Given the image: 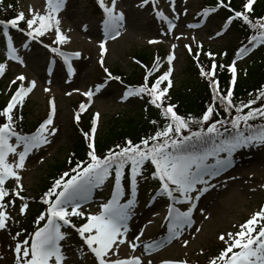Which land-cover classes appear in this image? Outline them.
Returning a JSON list of instances; mask_svg holds the SVG:
<instances>
[{
  "label": "snow or ice",
  "instance_id": "6c2138e0",
  "mask_svg": "<svg viewBox=\"0 0 264 264\" xmlns=\"http://www.w3.org/2000/svg\"><path fill=\"white\" fill-rule=\"evenodd\" d=\"M255 2L256 0H244L241 9L234 10L230 7V2L224 3V0H216L214 7H205L200 13H197V15L207 18L221 7L228 9L231 14L226 18L221 30L216 32V37L222 36L230 24L237 20L254 32L247 37V44H241L236 49L232 62L226 66L216 63L215 53H202V45H197V51L192 58L196 60V57L201 54L210 58V67L206 69L199 62H197V67L201 77L210 78L209 88L213 93L212 102L207 104L199 117H194L191 114L182 116L175 110L177 107L175 104H165V101L169 99L168 90L172 86L170 76L172 62L175 59L174 51H170L165 57L169 65L168 70L157 76L150 86L147 82V72L144 76V83L138 86H126L122 99L147 95L150 98L149 103L159 110V115L164 120V126L159 127L157 120L150 121L156 126L154 134L146 138L141 137L139 143L125 139L123 146L116 145L118 151L109 149L108 154L102 158L95 154L92 136L89 133H84L89 141L87 155L91 162L83 168L80 166L81 162H77L76 168L69 169V171L75 172V175L65 180L64 176H67L68 173L62 174L42 194L40 200L46 207L34 221L37 227L23 240H18L23 229L12 236V240L16 241L12 249L13 264H76L64 250L62 242L68 241L70 234L67 231H62L63 228L74 229L82 241L80 248L77 249L81 262L85 257L91 255L95 264H153L151 258L145 261L144 255L150 257L154 252H158L167 243L179 238L183 234V230L193 224V214L197 210V202L204 193L209 191V187H207L209 181L206 177L214 178L221 169L232 165L231 157L239 150L264 147V123H255L257 120L264 121V85L256 90L254 96L249 93L246 103L243 101L236 103L233 91L238 78L237 60L247 56L258 46H264V15L253 16ZM67 3L68 0H45L43 13L30 7L31 18H26L24 13L20 12L12 19L0 20V26H3V36L6 38L7 59L24 63L18 55V50L13 46V38L9 35V26L18 28V22L25 21L26 30H19L24 31L26 37L31 40L43 37L49 32L55 33L53 44L57 47L44 46L50 47L53 53L64 58L71 75L74 69L70 63V57L58 47L71 39L61 28L60 13L66 10ZM151 3L155 7V0H151ZM170 3L172 12L175 13L176 0H170ZM97 4L104 14L105 36L115 39L120 35L119 30L125 19V14L123 11H117V0H111L110 6L105 3V0H97ZM148 4H150V0H141L139 6L143 7ZM184 11L186 12L187 9L185 8ZM155 15L167 23L168 31L177 26L174 20L169 19L163 11L157 10ZM179 18L180 16L177 14L175 20H179ZM203 22L202 20L201 23ZM199 26V24L188 25L189 28ZM84 29L87 30L86 25ZM154 42L149 41V43ZM193 42H195L194 39ZM24 47L27 48L28 44L25 43ZM171 47L174 50L176 45L173 44ZM184 47L192 54V49L188 44H185ZM105 51V42L102 41L99 45L102 68ZM71 55L76 58L81 56L79 52ZM220 55L224 56L226 53H220ZM159 63L160 58L157 57L153 61L154 68H158ZM223 67H227L228 72L231 73L225 90L219 88L215 75V70ZM5 69L6 64L0 63V76L5 74ZM104 72L108 73V69L104 68ZM107 78L120 80L119 76L113 77L110 73ZM26 80L27 78L23 74L12 80L11 84L13 85H16L17 82L20 83L11 94L6 106L0 110V117L5 118V122L0 123V230L8 229V221L13 219L4 210L7 205L15 203L14 199H6L10 195L7 183L14 180L15 188L12 189L11 195L21 201L19 214L26 215L29 208L26 201L29 198L22 195L24 189L19 170L24 169L30 152L50 143L48 136L54 135L57 131L55 127H49L53 125L55 112V105L51 100L47 118L35 132L26 135L16 131L13 110L18 106L22 107L25 98L36 87L35 81H30L25 86ZM164 81L168 82V86L161 88L160 85ZM100 87L98 85L96 91H99ZM44 90L49 91L48 88ZM83 95L91 102L93 91L88 90ZM257 101L261 102L260 106L253 107ZM217 102L218 106L228 114L224 119H213L215 115H219ZM87 107L88 104L81 103L79 110L83 112ZM233 110L235 115H232ZM98 118L99 113H96L92 118L90 130L92 134L97 130ZM76 119L78 120L79 116ZM193 126H198L197 130L194 131ZM185 131L188 133L187 135L183 134ZM46 133L47 135H45ZM13 138H15V143L11 142ZM18 147H22L19 152L17 151ZM222 153H227V158H222ZM10 156L18 157V159L9 162ZM210 159H214L215 164H210ZM148 163L153 169L150 177L144 174ZM129 164L132 198L122 203L121 201L126 195L123 184L126 179L125 166ZM76 169H80L79 172H76ZM113 171L114 189L111 198L99 205L98 212L86 211L85 202L90 199L93 190L102 187ZM138 177L145 181L149 178L157 180L159 196L167 197L174 203L187 205L186 211L174 207V203L168 205L166 219L169 223L165 240L141 243L144 229H141L134 239H129L131 231L129 221L134 215L137 204L135 197L139 186ZM198 185H203V187H198ZM54 193V198H51ZM73 218L82 219L85 222L77 226L73 222ZM262 221H264V204H261L258 211L252 212L247 220L237 225V231L218 235L217 239L225 246L216 256L209 259L208 264H264V223ZM14 222L18 223V221ZM146 227L147 225H145ZM183 243L186 246L188 241ZM123 245H128L133 255L121 257L120 248ZM140 248L143 249L142 254L134 255ZM160 264H187V262L166 258L162 259Z\"/></svg>",
  "mask_w": 264,
  "mask_h": 264
},
{
  "label": "rangeland",
  "instance_id": "374dc122",
  "mask_svg": "<svg viewBox=\"0 0 264 264\" xmlns=\"http://www.w3.org/2000/svg\"><path fill=\"white\" fill-rule=\"evenodd\" d=\"M12 1L18 4V13L23 12L27 18H31L30 7L41 13L45 10V0ZM140 2L141 0H117V11H123L125 19L119 30L120 35L112 39L104 34L103 21L100 20L103 12H101L102 9L97 4V0H68L66 10L60 13V18L63 32L71 39L58 47H61L60 50L66 54L74 52L81 54L80 59L73 63L74 72L71 75L66 72L63 73L62 56L49 51L50 47L42 46L33 41L29 42L21 37L14 36L15 48L29 43L27 48L20 47L22 50L18 54L24 63L8 60L3 37L0 35V60H4L6 64L5 75L0 76V99L4 97L10 99L11 94L16 89L15 85L11 84L12 80L23 74L27 78L25 86L30 81L36 82V87L24 101L27 104V115L24 122L34 125V122L43 116H45L43 119L45 120L50 111L49 101H53L55 105L53 125L49 127H55L56 133L48 136L50 143L42 145L43 147L41 146L39 149H33L26 159L24 169L19 170L22 177L23 192H25L22 195L25 197L30 198L34 192H37L38 188L43 186L44 177L48 172L47 168H51L55 161L63 160L66 157L67 146L74 143L71 122L75 116L72 115V112L75 109L76 111L79 110L81 103L88 104V107L83 112L79 111L78 116L90 114L85 131H90L92 118L96 113H99L94 136L100 135L106 123L119 115L121 118L136 115L138 118L146 119L145 115L149 113V110L141 107L140 102L134 96L122 99L126 87L108 79L104 68H107L108 71H115L118 68V73H122L123 76L139 75L143 71H141L142 67L136 64L137 62L132 56L135 57L141 53L149 55V52L153 51L155 54L158 53L160 58L157 75H162L169 68L165 57L170 51H174L175 59L172 62L170 76L172 86L168 93L175 91L179 93L187 90V82L191 79L198 82V79L189 71V65H192L189 59L192 58L193 53H196L198 44L202 45V53H215L216 51L220 55V53H226V49L227 52L230 51L228 49L232 44L228 45V41L231 40L232 33L227 35L229 27L222 36L216 37L215 35L217 31L221 30L218 24L221 18L220 12L216 11L207 18L201 16L194 18L203 4L201 0H186V2L185 0H176L175 13L172 12L170 0H158L157 4L155 2L156 9L163 11L169 19L176 23L177 26L171 31H168V27L165 28L166 25L163 27L162 19L157 18L154 11L152 13L151 0L150 4L143 7L139 6ZM105 3L110 6L111 0H105ZM185 8L187 9L186 12L184 11ZM177 14L180 16L179 20H175ZM202 20L203 23H201ZM194 21L200 25L195 30L188 27ZM85 25L87 30L84 29ZM46 35L52 41L55 39L54 32H49ZM102 41L105 42L106 47L102 61L103 68L99 53V45ZM149 41L155 42L149 43ZM173 44L176 45L174 50L171 47ZM185 44L191 47L192 54L184 47ZM235 45L233 44V46ZM160 49L161 51H159ZM263 51L264 46H258L247 56L237 60V70H240L238 76L241 74L240 76L244 77L247 72L245 70L250 63L253 60H260ZM235 52H232L228 61L229 64L232 62ZM53 54L57 56L54 58ZM221 57L225 58V55ZM197 58L207 59L208 56L201 54ZM54 59L56 60L55 69L51 73L52 75L47 74L46 65ZM203 64L207 65L206 61H203ZM154 74L155 72H149L148 76L153 77ZM101 79L102 81H100ZM164 83L166 85L161 88L168 86L167 81ZM101 84L102 88L96 91L97 86ZM183 87L185 88L182 90ZM45 88H48L49 91H45ZM88 90L93 91L91 102L83 95ZM12 141L14 143L15 138ZM222 158H227V155ZM17 159L18 157L10 156L9 162H14ZM231 159L232 165L221 169L214 178L206 177L209 181L207 185L209 191L204 193L197 202V210L193 214V224L186 227L179 238L167 243L158 252H154L150 257L145 254V261L151 258L153 264H160L162 259L167 258L185 260L187 264H208L209 259L213 257L212 253L216 252H213L215 247L218 244H223L217 239L218 235L237 231V225L247 220L252 212L259 210L261 204H264V187H261L264 185V147L259 149L247 148L245 151L233 154ZM209 163L215 164V161H209ZM110 185L111 183L108 186ZM7 186L11 190L14 189V180H10ZM198 187H203V185H198ZM141 189L142 191L146 190V192L143 194L137 192L134 215L129 221L131 229L129 239H134L140 230L144 229L141 243H147L152 241V238L161 228L166 206L165 202L163 204L149 202L148 184H142ZM108 192V188L100 191L93 190L90 199L85 202L86 211L98 212L100 208L97 204L107 202L109 199ZM53 195L55 196V193ZM20 203L21 201L18 200L16 205L10 204L4 209L13 218L8 221L9 231L12 230V225H14L15 230L19 228L24 230L28 224L26 220L28 213L32 211L31 205L29 204L26 215L21 216L19 214ZM184 207L185 209L181 208V211L187 210L186 204ZM14 221H18V223ZM145 225H147L146 228ZM70 241L71 238L68 242ZM184 241H188L186 246ZM14 243L9 241L5 231L3 233V230H0V264H13L14 253L11 251V245ZM65 250L76 264H88L86 257L83 262L79 261L77 249L72 248L71 244H67ZM142 251L143 249L140 248L134 255H141ZM128 254L133 255L130 247L128 245L121 246V257H127Z\"/></svg>",
  "mask_w": 264,
  "mask_h": 264
},
{
  "label": "trees",
  "instance_id": "16d2710c",
  "mask_svg": "<svg viewBox=\"0 0 264 264\" xmlns=\"http://www.w3.org/2000/svg\"><path fill=\"white\" fill-rule=\"evenodd\" d=\"M230 6L233 9H236L238 7L236 1H233ZM254 8L255 11L253 13V16L264 15V0H258ZM15 14L16 13L11 10L7 11L5 14H2L1 17L4 19H8L10 17L15 16ZM233 28L236 29V38H240L243 36L245 38V32L247 29L246 25L242 24L240 21L237 20L235 21V24H233ZM263 54L264 52L262 53V55ZM145 56H142V58H137L139 60L142 59V61H145L147 60L144 59ZM189 67L190 73L196 77L197 73L193 69L192 65H189ZM113 73L117 74V76L120 77V80H122V76L118 74V68H116ZM215 73L216 77L219 79V88L221 90H225L230 80L228 79V74L225 70L220 71V68H217L215 70ZM140 76L141 75L138 74L132 75L131 77L128 76V78H123V81L135 85L142 84V79ZM187 85V90H184L183 92L179 93L175 91L174 93H172V95L170 94V98L165 101V104H175L177 106L175 110L178 112V114L182 116H188L189 114H191L194 117H199L202 114V111L206 108L207 104L212 102V90L211 88H209V82H207L206 85L204 83H198L196 80L191 79L187 82ZM261 85H264V57L261 61H253V64L250 68H248V71L246 72L245 76H240L237 79L233 88L234 100L236 101V103H240L241 101L246 103L249 98V93H252L254 96L256 94V90L259 89ZM184 88L185 87L181 89L183 90ZM260 103V101H257L256 104L253 105V107L260 106ZM3 104L4 102H0V110L3 109ZM156 109L157 108H154L155 111L151 110L153 111V113L151 114L150 119L148 120L138 118L136 115L129 116L127 118H121V115H119L117 118L108 121V123H106V126L103 128L102 133L96 136L94 144L95 154L102 158L104 155L108 154L109 149H112L113 151H118L116 145L123 146L125 139L131 140L133 143H139L141 137L146 138L147 136L154 134L156 126L151 124L150 121L157 120L159 127L162 128L164 126V120L159 115V110L157 109V113ZM222 110L223 109L218 106L217 102V111L221 114ZM13 111L15 113V129H25V125L21 123V120H24L26 117V109H21L19 107L15 108ZM244 111H247V109H244ZM235 114L236 113L233 110L232 115ZM221 118L224 119L225 117L221 115ZM213 119H219L218 115H215ZM260 121L261 120H257L255 121V123H258ZM3 122H5V118L0 117V123ZM261 123H264V121H261ZM197 127L198 126H193V130H197ZM183 134L187 135L188 133L185 131ZM73 136L74 143L67 147V151L70 152L69 156L62 161L54 163L51 168L47 169L48 174L44 178L43 186L38 188L37 192H35L34 196L31 198L30 203L33 205V210L29 215V222H32V220L34 221L35 217L45 209L46 206L41 202L40 197L46 190H48L52 186V183L55 179H57L64 173H68L67 176H64V179L67 180L69 177L76 174L75 172L69 171V169L76 168L77 162H81V168L86 166L87 163L91 162L90 157L87 155L89 149L86 147V143L82 141L81 137H79L80 135H77L75 133ZM146 168H148L147 165ZM79 170L80 169H76V172H79ZM152 170L153 169L151 167L150 171ZM52 197L54 198V195ZM218 248L222 249L223 246L217 245L216 249L218 250ZM213 254V256H216L218 252H215Z\"/></svg>",
  "mask_w": 264,
  "mask_h": 264
},
{
  "label": "bare ground",
  "instance_id": "6f19581e",
  "mask_svg": "<svg viewBox=\"0 0 264 264\" xmlns=\"http://www.w3.org/2000/svg\"><path fill=\"white\" fill-rule=\"evenodd\" d=\"M214 213V212H213ZM215 214V213H214Z\"/></svg>",
  "mask_w": 264,
  "mask_h": 264
}]
</instances>
